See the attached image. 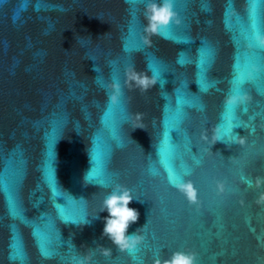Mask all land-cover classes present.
I'll return each instance as SVG.
<instances>
[{
    "label": "water",
    "instance_id": "obj_1",
    "mask_svg": "<svg viewBox=\"0 0 264 264\" xmlns=\"http://www.w3.org/2000/svg\"><path fill=\"white\" fill-rule=\"evenodd\" d=\"M144 3H0V264H74L90 250L89 264H152L178 250L197 264H264V49L248 39L264 31V0H175L182 22L149 44ZM130 65L156 84H126ZM234 89L249 100L227 109ZM169 173L193 183L198 204ZM114 183L138 198L128 233L144 225L146 240L135 256L102 234Z\"/></svg>",
    "mask_w": 264,
    "mask_h": 264
},
{
    "label": "clouds",
    "instance_id": "obj_2",
    "mask_svg": "<svg viewBox=\"0 0 264 264\" xmlns=\"http://www.w3.org/2000/svg\"><path fill=\"white\" fill-rule=\"evenodd\" d=\"M143 42L149 44L152 36L162 35L163 31L171 24L179 25L182 18L176 10L175 0H145L143 10ZM249 47L264 49V31L254 29L249 36ZM252 71H260V66L252 65ZM125 83L137 87L141 90L154 86L157 82L156 74L148 76L146 73H139L133 66H128L125 69ZM109 91V98L113 104L120 102L123 96V85L118 78H113L106 85ZM249 97L239 89H234L225 96L224 105L227 109H235L237 106L246 104ZM202 139L209 140L206 133L202 134ZM223 140L222 129L216 126L212 130L211 142L214 144L217 141ZM246 137L235 134L232 137V142L244 144ZM187 174V173H186ZM87 176L85 175L84 179ZM264 182L258 178L257 183ZM109 187L110 191L104 196L99 212H107V215L102 217L104 227L102 234L107 236L116 248L121 252H135L146 240V236L142 234L140 229L129 234L128 228L130 224L138 220L139 212L137 209L129 207L133 199H138L132 190L122 184L114 183L104 185ZM174 186L188 200L190 204H198L197 189L191 181H184L182 177H177ZM222 182L217 181V192H223ZM97 213V215H98ZM96 215V216H97ZM95 216V217H96ZM98 250L105 256H110L111 249L99 246ZM95 254L94 250H90L88 254L77 256L74 258V264H89L91 257ZM152 264H197V253L195 251H174L167 257H154Z\"/></svg>",
    "mask_w": 264,
    "mask_h": 264
},
{
    "label": "snow or ice",
    "instance_id": "obj_3",
    "mask_svg": "<svg viewBox=\"0 0 264 264\" xmlns=\"http://www.w3.org/2000/svg\"><path fill=\"white\" fill-rule=\"evenodd\" d=\"M2 2H3V0H0V3H2ZM177 177H178V176H175V175H173V174L170 175V173H169V175H168V179H169V181H170L173 185L176 183ZM99 183L102 184V183H104V181H103V180H100ZM137 251H138V249H137ZM130 254H132L133 256H135V252H131Z\"/></svg>",
    "mask_w": 264,
    "mask_h": 264
}]
</instances>
